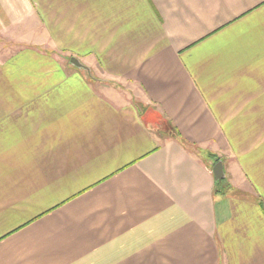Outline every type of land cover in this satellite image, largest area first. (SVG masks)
Returning <instances> with one entry per match:
<instances>
[{"label":"crops","instance_id":"crops-1","mask_svg":"<svg viewBox=\"0 0 264 264\" xmlns=\"http://www.w3.org/2000/svg\"><path fill=\"white\" fill-rule=\"evenodd\" d=\"M0 264H264V0H0Z\"/></svg>","mask_w":264,"mask_h":264},{"label":"water","instance_id":"water-1","mask_svg":"<svg viewBox=\"0 0 264 264\" xmlns=\"http://www.w3.org/2000/svg\"><path fill=\"white\" fill-rule=\"evenodd\" d=\"M70 63L81 70H87L89 73H91V69L89 67H87L83 62H81L80 59L76 58V57H72L70 59ZM214 175L216 178L217 182H221L225 179L226 175H225V171H224V164L222 161H218L215 166H214Z\"/></svg>","mask_w":264,"mask_h":264}]
</instances>
